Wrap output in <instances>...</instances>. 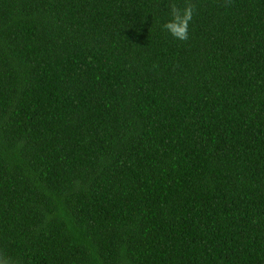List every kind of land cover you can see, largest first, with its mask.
<instances>
[{
  "label": "trees",
  "instance_id": "16d2710c",
  "mask_svg": "<svg viewBox=\"0 0 264 264\" xmlns=\"http://www.w3.org/2000/svg\"><path fill=\"white\" fill-rule=\"evenodd\" d=\"M0 259L264 264V0H0Z\"/></svg>",
  "mask_w": 264,
  "mask_h": 264
},
{
  "label": "clouds",
  "instance_id": "9594fccd",
  "mask_svg": "<svg viewBox=\"0 0 264 264\" xmlns=\"http://www.w3.org/2000/svg\"><path fill=\"white\" fill-rule=\"evenodd\" d=\"M172 17L164 27L176 39L186 40L188 38V23L192 18V9L190 7L183 9L174 7ZM0 264H8V262L0 259Z\"/></svg>",
  "mask_w": 264,
  "mask_h": 264
}]
</instances>
